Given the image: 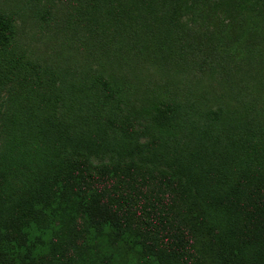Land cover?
<instances>
[{
	"label": "trees",
	"instance_id": "trees-1",
	"mask_svg": "<svg viewBox=\"0 0 264 264\" xmlns=\"http://www.w3.org/2000/svg\"><path fill=\"white\" fill-rule=\"evenodd\" d=\"M88 4L190 33L182 47L211 62L264 45V0ZM220 6L204 31L180 21ZM16 34L0 8V264H264L259 120L176 97L136 102L102 73L70 79Z\"/></svg>",
	"mask_w": 264,
	"mask_h": 264
},
{
	"label": "rangeland",
	"instance_id": "rangeland-1",
	"mask_svg": "<svg viewBox=\"0 0 264 264\" xmlns=\"http://www.w3.org/2000/svg\"><path fill=\"white\" fill-rule=\"evenodd\" d=\"M0 8L15 14L21 47L63 69L70 79L90 81L102 73L136 102L176 97L264 125V45L260 41L228 51L227 61L220 64L182 47L187 39L193 40L190 33H173L176 29L120 4L94 9L88 0H0ZM192 9L180 20L192 27L190 31H204L225 14L221 6Z\"/></svg>",
	"mask_w": 264,
	"mask_h": 264
}]
</instances>
